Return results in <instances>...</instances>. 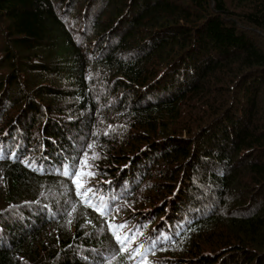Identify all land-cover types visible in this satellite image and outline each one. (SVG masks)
<instances>
[{
  "label": "trees",
  "instance_id": "trees-1",
  "mask_svg": "<svg viewBox=\"0 0 264 264\" xmlns=\"http://www.w3.org/2000/svg\"><path fill=\"white\" fill-rule=\"evenodd\" d=\"M0 264H264V0H0Z\"/></svg>",
  "mask_w": 264,
  "mask_h": 264
},
{
  "label": "snow or ice",
  "instance_id": "snow-or-ice-1",
  "mask_svg": "<svg viewBox=\"0 0 264 264\" xmlns=\"http://www.w3.org/2000/svg\"><path fill=\"white\" fill-rule=\"evenodd\" d=\"M89 147H91V145H89ZM82 164H87V161H81ZM67 167V166H66ZM65 175H69L68 171L66 170ZM84 175H88V176H92L94 175L92 172H83V171H80V170H77L73 176V183L76 185V188H77V191L78 193H80V190L84 187V182L82 179H78V178H82ZM91 189H88L86 190L83 194L85 196H87L88 192H90ZM89 203L90 206H93L91 204V201H87ZM95 207V210L98 211V212H101V214H104V209L101 208V207H98V206H93ZM115 239L118 243H120L121 245H123L124 241L122 240L121 236L120 235H115ZM123 250V248L121 249Z\"/></svg>",
  "mask_w": 264,
  "mask_h": 264
}]
</instances>
